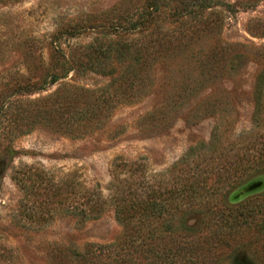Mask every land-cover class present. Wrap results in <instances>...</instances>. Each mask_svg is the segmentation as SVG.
Returning <instances> with one entry per match:
<instances>
[{"label": "trees", "instance_id": "trees-1", "mask_svg": "<svg viewBox=\"0 0 264 264\" xmlns=\"http://www.w3.org/2000/svg\"><path fill=\"white\" fill-rule=\"evenodd\" d=\"M229 1L130 0L129 5L109 13L87 15L80 23L52 34L48 43L41 44L38 59H26L23 72L19 69L1 81L0 166L15 155V139L37 127L72 139L102 129L120 106L134 104L146 94L152 85V70L161 60L186 57L192 66L180 82V100L227 76H237L244 62L261 65L254 78L253 130L245 134V140L212 150L210 156L197 155L191 148L180 163L188 167L182 169L181 179L174 172L177 165L169 173L171 181L152 185L134 163L124 162L114 165L110 196L105 199L98 185L76 189L72 178H49V197L59 198L67 216L86 223L99 219L111 204L122 228L113 244L92 245L84 254L55 249L53 264H78L81 259L88 264H239L228 246V236L241 226L240 221L251 219L255 209L235 205L256 192L236 202L231 199L233 194L228 204L222 200L218 211L209 201L216 195L224 199L227 184L256 177L250 185L264 177V47L249 53L244 45H204L205 37L219 31L210 26L211 15L236 12ZM248 31L264 39V19H251ZM89 33L98 37L83 46V53L66 44ZM197 42L204 49L195 53ZM88 73L108 79L107 84L88 87L75 80ZM57 85L53 93L32 99ZM158 114L146 119L155 120ZM193 156L198 157L191 161ZM196 210L202 219L197 227L190 226L189 215ZM198 228L206 234L195 235Z\"/></svg>", "mask_w": 264, "mask_h": 264}, {"label": "rangeland", "instance_id": "rangeland-1", "mask_svg": "<svg viewBox=\"0 0 264 264\" xmlns=\"http://www.w3.org/2000/svg\"><path fill=\"white\" fill-rule=\"evenodd\" d=\"M129 2L0 0V83L8 74H18L19 69L23 72V64L30 56L38 59L41 44L48 43L60 28L80 23L90 14L109 13ZM229 3L235 5L236 12L211 15L210 26L215 25L219 31L205 37L208 42L204 45H244L243 49L249 53L264 47V39L253 37L248 31L251 19H264V0ZM96 37L97 34L89 33L66 40V44L83 53V46ZM200 44L196 43L195 53L204 49ZM45 53L49 55L48 50ZM190 67L186 57L161 60L152 70V85L146 94L134 104L120 106L102 129L82 139H72L41 126L15 139L12 145L15 155L0 166V264H53L55 249L84 254L92 245L113 244L121 234L111 204L99 219L86 223L67 216L59 198L49 197L52 192L47 180L52 176L56 181L72 178L76 189L78 185L90 189L98 185L108 199L114 165L134 163L152 185L157 181L163 186L171 181L169 173L177 165L175 175L182 178V169L188 167L180 163L191 148L197 155L210 156L212 150L246 139L245 134L253 130L254 78L261 65L244 62L237 76H227L180 100V82L186 80L184 71ZM75 80L88 87L108 82L92 73ZM56 89L58 85L32 99ZM158 111L155 120L146 119ZM212 142L217 144L212 147ZM255 178L250 176L240 183L227 184L226 197L211 196L209 202L218 211L222 200L228 204L229 197ZM260 178L264 181L263 176ZM235 206L255 209L253 217L240 221L241 226L228 236L236 263L264 264V186ZM260 206L263 208L259 209ZM189 216L188 224L197 227L202 219L200 212L196 210ZM196 234L205 235L206 231L198 228ZM79 262L88 264L82 259Z\"/></svg>", "mask_w": 264, "mask_h": 264}, {"label": "water", "instance_id": "water-1", "mask_svg": "<svg viewBox=\"0 0 264 264\" xmlns=\"http://www.w3.org/2000/svg\"><path fill=\"white\" fill-rule=\"evenodd\" d=\"M264 186V181L259 180L256 183H252L250 185L245 186L244 188L240 189L237 191L233 196H232V201L236 202L252 193H255L262 189Z\"/></svg>", "mask_w": 264, "mask_h": 264}]
</instances>
